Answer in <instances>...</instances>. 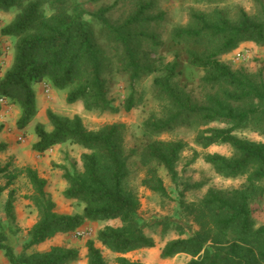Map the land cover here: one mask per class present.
<instances>
[{"label": "trees", "instance_id": "trees-1", "mask_svg": "<svg viewBox=\"0 0 264 264\" xmlns=\"http://www.w3.org/2000/svg\"><path fill=\"white\" fill-rule=\"evenodd\" d=\"M138 4L133 17L115 26L101 14L88 18L79 0H0V12L17 11L14 21L0 31L2 37L16 41L13 63L0 78V100L19 109L20 130L36 119L35 86L43 83L68 91L67 103L82 102L87 112H119L110 99L108 76L116 72L133 90L143 77L157 71L143 49L153 37L141 27L149 20L154 0H138ZM194 18L195 28L179 30L176 42L188 47L189 67L204 72L196 88L201 93L197 96L196 89L194 92L181 86L183 63L175 60L167 64L165 74L154 81L162 110L144 122V142L139 149H126L125 124L89 131L79 116L68 118L48 111L52 130L41 123L35 125L36 152L44 154L66 144L85 150L81 157L83 171L64 173L68 187L63 194L67 200H76L83 211L74 215L56 212V203L45 190L47 181L26 169L38 220L29 230V240L20 254L15 252L0 220V251L9 264H73L80 257L77 249L53 247L32 254L28 251L59 234H71L88 222L115 220L121 226L100 230L97 241L118 255L115 264H142L125 255L153 249L155 242L145 232L137 196L125 186L127 165L132 156L138 155L147 168L143 184L169 197L158 168L163 167L177 184V164L188 144L158 138L180 127L194 131V142L203 150L229 145L231 156L206 154L204 161L216 174L227 179L245 177L247 183L243 190L227 194L210 189L192 205L180 200V208L198 229L189 234L180 225L166 223V228L176 231L179 238L166 244L161 258L186 255L191 258L187 264H264V225L257 226L252 213L253 204L264 198V144L235 136L237 131L250 130L264 137V76L232 70L221 61L244 43L264 47V21L244 11H240L237 21H232L221 10L211 17ZM135 102L132 92L125 101V111L130 112ZM213 124L224 127H210ZM5 149L0 145V153ZM6 171L0 165V178ZM4 191L0 185V200ZM6 215L9 225H15L12 197L7 202ZM86 247L88 264H109L93 240H88Z\"/></svg>", "mask_w": 264, "mask_h": 264}, {"label": "rangeland", "instance_id": "rangeland-1", "mask_svg": "<svg viewBox=\"0 0 264 264\" xmlns=\"http://www.w3.org/2000/svg\"><path fill=\"white\" fill-rule=\"evenodd\" d=\"M79 1L90 15L87 16L88 18L101 14L115 26H120L133 17L139 7L138 0ZM218 10L223 11L232 21L239 19L240 11L246 12L255 20L264 21V0H154V5L148 14L149 20L141 27L147 35L153 37L145 42L143 49L150 55L157 71L143 77L134 85L133 90L129 89L125 80L116 72H112L108 76L110 99L119 108L118 113L87 112L82 102L67 103L68 91L55 90L48 83H43L37 99L38 114L36 119L25 130H20L17 125L20 118L19 109L7 103H0V145L6 147L0 153V165L7 168L5 174L0 178V185L5 187L0 200V220L17 254L23 252V247L29 240V230L38 220V211L31 199L34 190L27 178L26 169L34 170L47 181L45 190L56 203V212L74 215L83 211V206H79L76 200H67L63 194L68 187L64 173L66 171H83L81 157L85 150L79 146L66 144L52 148L44 154L38 153L33 149V146L38 142L35 125L41 123L46 125L49 131L52 130L47 116L48 111L68 118L79 116L89 131H98L107 125L125 124L127 127L126 149L128 151L139 149L144 142L142 136L144 122L155 115H160L162 110L154 81L156 77L165 74L166 65L175 60L183 63L182 69L185 75L182 77L181 86L188 90H194V92L204 76L203 71L189 67L187 62L188 47L183 43L176 42L178 31L195 28L194 17L196 15L211 17ZM16 15V10L8 13L0 12V31L11 24ZM15 44L14 39L0 35V47L4 52V57L0 59V78L13 63ZM241 47L250 52L244 59L236 61L232 52L224 55L221 61L232 70H243L253 76L262 73L264 76V47L255 43H244L239 46V48ZM47 88H50L49 94L45 92ZM132 92H134L136 105L130 112H127L124 104ZM200 93V90L196 89L195 94L198 96ZM210 127L223 128L224 126L213 124ZM235 136L242 140L264 144V137L250 130L237 131ZM158 139L161 141H183L188 144V148L181 154L177 164L179 173L177 184L172 182L163 167L158 168L159 176L169 193L167 198L143 184L147 177V168L142 165L138 155L130 158L127 165L129 176L125 181V186L139 200V216L146 234L154 240L155 247L149 249L152 250L150 252H142L146 250L143 249L125 256L142 264H187L191 258L186 255H178L172 259L161 258L162 250L166 244L179 238L176 231L166 228V223L167 225H180L189 234L198 229L192 218H190L191 220L187 219L183 209L180 208L179 201L183 200L186 205H192L198 203L210 189L227 194L243 190L247 181L245 177L224 178L216 174L212 167L204 161L206 154L218 153L231 156L233 150L229 145L212 146L203 150L194 142L195 132L185 127L164 133ZM10 197L14 202L16 213L15 225H9L6 215V205ZM252 213L256 225H264V198L253 204ZM107 226L118 228L121 226V222L119 220L106 223L88 222L71 234H59L50 241L33 247L28 253L46 252L53 247L77 249L80 257L73 264H88L86 243L88 240H93L95 246L102 251L106 261L109 264H115L118 255L97 241L98 232ZM0 253V264H9L6 259V262L4 260V253L1 251Z\"/></svg>", "mask_w": 264, "mask_h": 264}, {"label": "built area", "instance_id": "built-area-1", "mask_svg": "<svg viewBox=\"0 0 264 264\" xmlns=\"http://www.w3.org/2000/svg\"><path fill=\"white\" fill-rule=\"evenodd\" d=\"M250 54V52L248 50H246L245 48L241 47V48H238L237 50L234 51V59L236 61H240L242 59H244L246 56H248ZM45 92L47 94L50 93V88H47L45 90ZM0 103H5L3 100H0Z\"/></svg>", "mask_w": 264, "mask_h": 264}, {"label": "crops", "instance_id": "crops-1", "mask_svg": "<svg viewBox=\"0 0 264 264\" xmlns=\"http://www.w3.org/2000/svg\"><path fill=\"white\" fill-rule=\"evenodd\" d=\"M35 89H36V91H37V99H38V94H39V91L42 89V84H39V85H36L35 86ZM56 199V198H55ZM20 221V220H19ZM18 221V222H19ZM23 225V224H22ZM28 228H30V227H28ZM59 236V235H58ZM56 242V241H55ZM150 251H152V250H149V249H146V250H144V251H142V252H150ZM1 254V253H0ZM127 256V255H126ZM125 256V257H126ZM4 260H5V257H4ZM5 262H6V260H5Z\"/></svg>", "mask_w": 264, "mask_h": 264}]
</instances>
